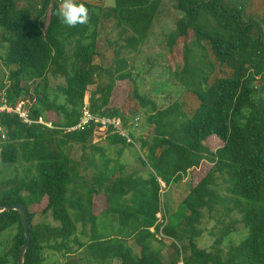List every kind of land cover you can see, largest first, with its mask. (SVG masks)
Wrapping results in <instances>:
<instances>
[{"label": "trees", "instance_id": "obj_1", "mask_svg": "<svg viewBox=\"0 0 264 264\" xmlns=\"http://www.w3.org/2000/svg\"><path fill=\"white\" fill-rule=\"evenodd\" d=\"M62 1L0 0V46L6 48L0 64L9 82L2 81L0 91H6L10 103L26 97L29 117L44 113L53 126H28L9 115L0 120L7 132L0 143V207L21 204L26 209L31 242L24 264H45L46 252L61 256L62 264H84L83 249L101 264H264V10L253 14L251 0H170L181 17L168 46L183 43L182 66L172 76L191 92L159 107L139 93L122 51L137 53L145 44L163 0H112L111 8L98 13L88 0H71L88 9L87 22L75 26L59 15ZM104 20L119 30L123 45L100 40ZM50 77L65 85L51 89ZM124 81L129 83L127 103L112 109L115 85ZM92 86L91 112L118 117L128 130L139 110L148 111L151 136L138 140L136 152L147 178L125 174L119 158L134 144L119 135L93 124L65 131L78 123ZM54 91L63 104L50 99ZM94 138L120 147L118 158H107L92 144ZM209 143L216 149L210 150ZM70 145L91 154L75 161ZM94 154H100L99 163ZM203 162L211 168L182 201V219L170 216L166 224L158 223L160 183L167 189ZM216 212L218 234L206 250L198 245L201 223L205 214ZM48 213L57 227L34 224L36 215ZM113 216L122 229L134 226L129 239L99 232L98 221ZM162 217L165 221V204ZM239 224L247 234L225 251ZM12 228L16 233L0 252V264H17L25 243L19 214L0 215V236ZM79 235L88 241L81 242ZM158 236L172 241L174 254L167 263L153 246Z\"/></svg>", "mask_w": 264, "mask_h": 264}, {"label": "rangeland", "instance_id": "obj_2", "mask_svg": "<svg viewBox=\"0 0 264 264\" xmlns=\"http://www.w3.org/2000/svg\"><path fill=\"white\" fill-rule=\"evenodd\" d=\"M93 6L95 12H99V10H107L113 6L112 0H88ZM232 1V0H231ZM255 15H261L264 10V0H251ZM65 0L61 2V10H63V4ZM181 17V14L178 13L173 6V3L170 0H163L160 11L155 18L152 29L149 33V36L145 42V44L140 48L137 53H131L127 51H122V56L127 58L130 67L132 68V78L136 81L137 88L139 93L151 99L154 103H156L159 107H165L169 103L174 102L175 100H179L184 94L191 92L187 89H183L181 83L176 81L172 76L174 70L181 68V47L183 49V43L176 42L175 45L169 47L168 46V38L169 35L174 31L176 21ZM108 21L104 20V25L107 27L104 32H102L100 36V40H104L105 37L109 39L110 42L117 41L119 46L124 43L119 37V30L114 28L113 25L109 26ZM3 31L0 30V40ZM191 37V36H190ZM2 46V45H1ZM0 46V57L3 56L6 52V48ZM108 54V53H107ZM109 55V54H108ZM101 61L100 59H98ZM8 71L4 70L2 65L0 64V84L3 81L6 84H9L7 80ZM99 82V81H98ZM65 83L63 79L60 78H49V86L51 89L55 90L57 87L64 86ZM129 83L117 82L111 96V100L109 103V107L112 109H122L123 104H126L127 96H128V88ZM95 89V86L89 88L87 94V100L89 101L90 92ZM187 90V91H186ZM257 95V92H256ZM57 97V103L63 104L64 99L56 91L50 94V99ZM85 97V98H86ZM26 98V97H25ZM24 98V102L27 105V98ZM126 101V103H125ZM191 103L188 101L187 104ZM147 110H139L137 122V130H128V135L134 138V146L132 148H126L123 151L122 157L119 158L121 164L125 166V174H133L135 173L137 176H141L147 178V168L141 166V164L137 161L136 152L139 151V142L138 140L145 137L151 136V129L146 125V117ZM41 116L45 117L43 113ZM133 121V118L130 122ZM136 129V128H135ZM93 145H98L106 152V157L109 159H116L117 152L120 147H111L104 140H98V138H94L92 141ZM210 150H215L216 145L213 143H209ZM91 152L86 150L84 153L81 150L79 145H70L69 147V157L75 161H79L83 155H89ZM93 154V153H92ZM97 162L99 163L100 154H94ZM144 158V156L141 154ZM211 165L203 162L199 169L192 170L187 174V176L183 179V181L178 183H172L171 186L167 189H164V184L160 183L162 187V191H160L161 202L163 203V212H164V204H165V212L166 218L165 221L161 215V219L166 224V219L170 216H179L177 219H182L185 214L183 210L182 201L189 194L192 187H194L209 171ZM9 174V173H8ZM85 178L87 181H90L92 178V171L87 170L85 173ZM5 177V176H3ZM10 177V176H9ZM8 177V178H9ZM13 177V175H11ZM212 216H208L205 214L204 219L201 223V229L203 234L198 241L199 247L203 249H210L216 234H218L219 227L217 224V219L220 216L219 212L211 214ZM237 218V217H236ZM159 219V221H161ZM228 222V220H225ZM34 224H50L52 227H57L58 223L52 221L50 214L48 213L46 217H39L36 215L33 220ZM99 232L106 235L107 237H119L122 239H129L131 237L130 231L134 228L127 227L122 229L119 227V223L117 217H110L109 219H100L98 221ZM122 229V230H121ZM215 229V230H214ZM234 232L231 233L227 241L225 242L224 250L228 249L230 245L240 244L241 240L247 234L243 225L239 224ZM81 231V227L78 226V232ZM89 229L87 231L89 235ZM211 232L214 233V237L211 236ZM16 233V229L12 228L6 233L0 236V252L5 249L6 245L12 240L13 235ZM79 239L81 242L86 243L88 241V236H80ZM171 240L165 239L162 236H158V239L153 242V246L156 250L161 251V260L163 263H167L169 259L174 254V249L171 247ZM130 243V241H129ZM130 247L134 251V254L138 253V249L134 246L133 243L130 244ZM47 261L45 264H62L64 259L59 256L49 252L45 253ZM80 257L84 258V264H101L99 262L94 261L87 257L86 249H83L80 252ZM179 261V260H178ZM108 264H119L117 261H111Z\"/></svg>", "mask_w": 264, "mask_h": 264}, {"label": "built area", "instance_id": "obj_3", "mask_svg": "<svg viewBox=\"0 0 264 264\" xmlns=\"http://www.w3.org/2000/svg\"><path fill=\"white\" fill-rule=\"evenodd\" d=\"M26 103L24 101H20L17 103H10L7 99L6 91H0V120L3 116H16L20 121L28 126L30 125H41L46 128L52 129V123L46 121L45 117L39 116L37 119H32L29 117V111L26 107ZM81 114L78 120V123L73 127L65 129L66 132H75L79 130H83L89 127L91 124L99 127L101 131H107L109 134H116L125 139L126 143H132L133 138L128 135V129L124 125L123 121L118 117H109L102 116L97 113H92L90 109L89 101L87 97L84 98L81 107ZM139 121L138 117L133 118L132 122H128L127 126L133 125L134 130H137V122ZM132 127V128H133ZM136 128V129H135ZM6 130L0 125V143L6 140ZM158 223L164 222L161 219V215H157ZM161 219V221H159ZM153 231V229H151Z\"/></svg>", "mask_w": 264, "mask_h": 264}, {"label": "water", "instance_id": "obj_4", "mask_svg": "<svg viewBox=\"0 0 264 264\" xmlns=\"http://www.w3.org/2000/svg\"><path fill=\"white\" fill-rule=\"evenodd\" d=\"M11 211L17 212L21 218V221H22L25 243L21 246L19 256H18V260H17V264H24L25 253H26V251L30 245V242H31L30 223L28 221L26 209L23 205L13 204V205L0 207V215H2L4 213L11 212Z\"/></svg>", "mask_w": 264, "mask_h": 264}, {"label": "clouds", "instance_id": "obj_5", "mask_svg": "<svg viewBox=\"0 0 264 264\" xmlns=\"http://www.w3.org/2000/svg\"><path fill=\"white\" fill-rule=\"evenodd\" d=\"M63 22L68 26L84 24L88 20V9L83 5L71 3V0H65L63 10L59 13Z\"/></svg>", "mask_w": 264, "mask_h": 264}, {"label": "crops", "instance_id": "obj_6", "mask_svg": "<svg viewBox=\"0 0 264 264\" xmlns=\"http://www.w3.org/2000/svg\"><path fill=\"white\" fill-rule=\"evenodd\" d=\"M183 181V180H182ZM109 262H111V261H108V262H106L105 264H108Z\"/></svg>", "mask_w": 264, "mask_h": 264}]
</instances>
